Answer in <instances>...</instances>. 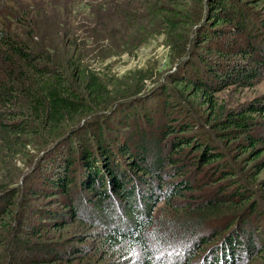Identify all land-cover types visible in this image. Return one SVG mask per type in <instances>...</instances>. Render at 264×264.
Segmentation results:
<instances>
[{"label":"trees","instance_id":"trees-1","mask_svg":"<svg viewBox=\"0 0 264 264\" xmlns=\"http://www.w3.org/2000/svg\"><path fill=\"white\" fill-rule=\"evenodd\" d=\"M106 1L159 23L174 71L113 89L74 41L0 28V143L23 164L0 176V264H264V94L218 98L264 79V0Z\"/></svg>","mask_w":264,"mask_h":264},{"label":"rangeland","instance_id":"rangeland-1","mask_svg":"<svg viewBox=\"0 0 264 264\" xmlns=\"http://www.w3.org/2000/svg\"><path fill=\"white\" fill-rule=\"evenodd\" d=\"M128 5L115 8L106 0H0V28L25 39L30 25L34 42L57 57L70 56L73 50L67 43L74 41L83 66L102 73L113 89L132 85L137 72L149 77L146 86L164 82L174 71L166 36L157 21L141 17ZM263 94L264 79L248 89H228L218 98L232 107ZM14 169H23V164L0 143V176ZM261 169L258 179L264 181Z\"/></svg>","mask_w":264,"mask_h":264}]
</instances>
